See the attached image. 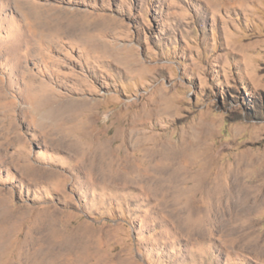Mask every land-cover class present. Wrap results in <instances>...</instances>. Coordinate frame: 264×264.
<instances>
[{"label":"rangeland","instance_id":"1","mask_svg":"<svg viewBox=\"0 0 264 264\" xmlns=\"http://www.w3.org/2000/svg\"><path fill=\"white\" fill-rule=\"evenodd\" d=\"M142 129L264 194V0H0V264H264Z\"/></svg>","mask_w":264,"mask_h":264},{"label":"bare ground","instance_id":"2","mask_svg":"<svg viewBox=\"0 0 264 264\" xmlns=\"http://www.w3.org/2000/svg\"><path fill=\"white\" fill-rule=\"evenodd\" d=\"M169 99L170 98L167 95H162L157 99V114H161L166 110L165 105L167 104ZM135 115H137V113ZM142 116L145 117L148 115L143 114ZM192 137L196 139L194 134H192ZM129 139L130 140L128 141H130L129 143H131V146H135L136 150L143 148V153H145L144 149L146 148H144L143 146H146L147 144H151V146H153V149H156L157 152L162 151L164 153L166 149L167 155H165L164 153L163 158L166 162H168V166L166 165V168L158 170L155 175L160 176L167 181H174L175 179H179V183L181 184V186H179V191L192 192L190 198L194 200L196 197L197 203H202L205 195L213 197L215 200L214 203L217 208V215L215 220H217L220 226H222L220 230L229 229L233 226L248 230L256 229L255 227L258 225L257 216L261 215L262 212H264V194L257 192L253 188L249 187L247 183H245L244 171L242 170L241 165L237 166L238 170H234V175L229 177L232 178L230 179L232 188L229 189V187L224 184L225 180L223 178L222 180H219V185L217 186V184H215L216 180L213 177H208L209 171H207L206 168L211 167L213 169V166L215 165L210 161L207 163V166L200 159V157H203L205 153L201 154V152L199 151L202 149L205 150L206 147L198 145L197 141H195L194 139H192L189 144H186L184 155H179V143L176 141L174 143L172 139L166 140L163 133H159L155 137L154 135L148 136L147 132H145L144 130L141 132L131 131ZM168 141L173 142L174 144H166V142ZM223 165L228 164L224 162L222 166ZM222 174H224L223 170ZM245 189L248 192H246Z\"/></svg>","mask_w":264,"mask_h":264}]
</instances>
